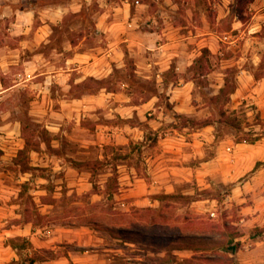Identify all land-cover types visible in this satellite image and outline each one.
I'll return each mask as SVG.
<instances>
[{
	"label": "crops",
	"instance_id": "0c3cea01",
	"mask_svg": "<svg viewBox=\"0 0 264 264\" xmlns=\"http://www.w3.org/2000/svg\"><path fill=\"white\" fill-rule=\"evenodd\" d=\"M15 93L45 137L2 117L0 264H264V0H0ZM47 184L120 223L35 228Z\"/></svg>",
	"mask_w": 264,
	"mask_h": 264
},
{
	"label": "rangeland",
	"instance_id": "374dc122",
	"mask_svg": "<svg viewBox=\"0 0 264 264\" xmlns=\"http://www.w3.org/2000/svg\"><path fill=\"white\" fill-rule=\"evenodd\" d=\"M14 99L11 96V107L6 106L5 100L0 102V127L6 126L3 120L5 116H8L10 119H16L21 121V130L24 132L26 137L32 139L33 141H38V137H45L44 130L41 127V124L36 123L33 119L27 115V109L24 103V94L21 93L19 96L17 93L14 95ZM18 99H21V102H16ZM16 103L17 107H12ZM24 130V131H23ZM15 170L11 171L13 176H16ZM45 191V194H39L40 191ZM95 190V189H94ZM57 190L52 184H47L45 189H41L35 186L27 185L21 188L20 191V203H25L28 214L31 216L35 228L40 230H49L53 226L62 225L69 226L73 224L76 227L89 226L99 231H104L112 222L120 223V217L117 216L119 213L111 210L109 206L105 203L94 202L91 203L88 193L77 195V194H68L65 190H60L62 195L59 198H56ZM41 195V196H40ZM51 203L54 206V214H50L46 218L39 214L37 207L32 202L34 198H38ZM42 200V201H43ZM36 203V202H35ZM77 203V204H73ZM38 204V203H37ZM33 205V206H32ZM33 209V210H32ZM33 211H36L40 217H34ZM112 212L115 214V219L105 218V213ZM74 217V218H73ZM224 264L231 263V259L228 256H224L222 259Z\"/></svg>",
	"mask_w": 264,
	"mask_h": 264
},
{
	"label": "trees",
	"instance_id": "16d2710c",
	"mask_svg": "<svg viewBox=\"0 0 264 264\" xmlns=\"http://www.w3.org/2000/svg\"><path fill=\"white\" fill-rule=\"evenodd\" d=\"M227 121H228V123L233 124L234 120L229 116V118H227ZM233 126H236V125L233 124ZM22 133L24 135V132H22ZM24 139H25V147L26 148H28V147L37 148L38 143H36L32 139L26 137V135H24ZM255 140H256V138H251L248 134H242V135L237 136V138H236V142H253ZM22 162L23 161L21 160V164H22ZM97 164L98 163L93 164L94 169L97 167ZM33 214H34L35 219L40 217V215L36 211H33ZM11 264H14V263H11Z\"/></svg>",
	"mask_w": 264,
	"mask_h": 264
},
{
	"label": "built area",
	"instance_id": "2783aa9c",
	"mask_svg": "<svg viewBox=\"0 0 264 264\" xmlns=\"http://www.w3.org/2000/svg\"><path fill=\"white\" fill-rule=\"evenodd\" d=\"M211 216H213V215H211Z\"/></svg>",
	"mask_w": 264,
	"mask_h": 264
}]
</instances>
